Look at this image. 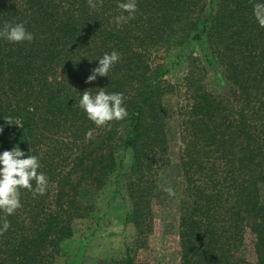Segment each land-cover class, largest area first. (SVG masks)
<instances>
[{
	"label": "trees",
	"instance_id": "obj_1",
	"mask_svg": "<svg viewBox=\"0 0 264 264\" xmlns=\"http://www.w3.org/2000/svg\"><path fill=\"white\" fill-rule=\"evenodd\" d=\"M118 2L93 8L89 0H0V26L23 22L34 35L31 43L0 39V151L18 146L37 155L38 171L48 177L43 195L20 189L22 206L0 234V264H53L74 221L92 213L91 195L121 170L120 152L131 156L122 182L125 219L136 236L113 264H137L172 137L185 184L174 264H264V27L253 16L257 0H209L207 8L206 0H137L135 18L120 26ZM191 42H206V64L188 56L182 80L167 81L158 51ZM113 50L120 59L108 77L87 82L96 59ZM215 64L222 92L208 86ZM99 87L123 93L127 118L100 127L87 119L78 98ZM247 238L251 257L243 254Z\"/></svg>",
	"mask_w": 264,
	"mask_h": 264
},
{
	"label": "rangeland",
	"instance_id": "obj_2",
	"mask_svg": "<svg viewBox=\"0 0 264 264\" xmlns=\"http://www.w3.org/2000/svg\"><path fill=\"white\" fill-rule=\"evenodd\" d=\"M202 49L207 50L206 42L201 45L191 42L168 51L159 50L156 60L167 69L166 80L171 83L182 80L188 69V56L199 57L206 64ZM221 71L217 64L214 69L208 68L207 82L212 91L222 92L224 89L219 83ZM121 157V170L110 175L105 185L91 195L94 206L92 213L74 221L73 234L62 244L53 264H113L114 260L124 256L126 246L133 243L136 232L134 226L125 219L129 201L122 182L131 163V156L120 152ZM177 164V141L172 137L169 163L156 175L151 201L152 229L146 244L136 253L137 264H174L179 260V200L185 184ZM168 188L172 189L173 194H169L166 190ZM259 193L264 198V184L260 185ZM243 254L246 257L252 256L249 238Z\"/></svg>",
	"mask_w": 264,
	"mask_h": 264
},
{
	"label": "clouds",
	"instance_id": "obj_3",
	"mask_svg": "<svg viewBox=\"0 0 264 264\" xmlns=\"http://www.w3.org/2000/svg\"><path fill=\"white\" fill-rule=\"evenodd\" d=\"M97 3L102 4L103 0H95V2L89 0L93 8L97 6ZM117 7L120 12L114 17V22L120 26L135 18L137 0H119ZM253 16L258 25L264 27V0H257L253 4ZM0 39L10 43H31L34 35L26 29L23 22H5L0 26ZM119 59L120 55L117 51L105 52L96 59L98 66L91 70L86 81H95L97 76L108 77L110 69ZM78 106L87 119L97 127L105 126L111 121L124 120L128 116L123 93L109 92L103 87H99V90L95 92L86 89L81 91ZM2 131L0 127V132ZM40 166V159L37 155H28L18 146L0 151V212L3 213L0 216V234L6 232L11 226L7 217L13 215L22 206L20 189H27L34 195L45 193L48 177L44 172L38 171ZM166 190L169 194H173L171 188Z\"/></svg>",
	"mask_w": 264,
	"mask_h": 264
}]
</instances>
